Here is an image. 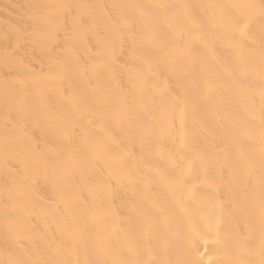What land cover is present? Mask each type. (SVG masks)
Masks as SVG:
<instances>
[{
  "label": "snow or ice",
  "instance_id": "1",
  "mask_svg": "<svg viewBox=\"0 0 264 264\" xmlns=\"http://www.w3.org/2000/svg\"><path fill=\"white\" fill-rule=\"evenodd\" d=\"M93 7L0 36V264H264V0Z\"/></svg>",
  "mask_w": 264,
  "mask_h": 264
},
{
  "label": "bare ground",
  "instance_id": "2",
  "mask_svg": "<svg viewBox=\"0 0 264 264\" xmlns=\"http://www.w3.org/2000/svg\"><path fill=\"white\" fill-rule=\"evenodd\" d=\"M38 2H48V0H0V36L5 32L10 31L13 26L19 27L23 24L33 9L31 5ZM77 2L87 3L93 5L91 9L93 15H95L102 23L108 19L110 15L115 13V9H112L114 4H128V3H143L150 4L154 0H77ZM192 3H208L211 0H191ZM227 2V0H225ZM255 43L252 45L254 50L259 51L261 46V35L259 29L254 30ZM127 55V53H126ZM3 84L0 83V90H2ZM239 214V210H233L228 208L222 217H220V233L221 238H226L232 231L235 216ZM215 239L214 235H205L204 239L198 241L201 245V251L204 250V242L207 241V245L211 246ZM182 252V241L173 240L170 247L171 258H176Z\"/></svg>",
  "mask_w": 264,
  "mask_h": 264
}]
</instances>
